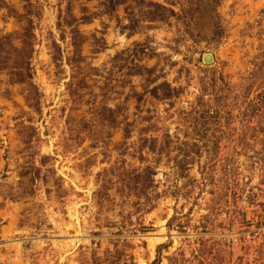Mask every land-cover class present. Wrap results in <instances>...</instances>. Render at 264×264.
<instances>
[{"label":"rangeland","instance_id":"374dc122","mask_svg":"<svg viewBox=\"0 0 264 264\" xmlns=\"http://www.w3.org/2000/svg\"><path fill=\"white\" fill-rule=\"evenodd\" d=\"M0 264H264V0H0Z\"/></svg>","mask_w":264,"mask_h":264},{"label":"bare ground","instance_id":"6f19581e","mask_svg":"<svg viewBox=\"0 0 264 264\" xmlns=\"http://www.w3.org/2000/svg\"><path fill=\"white\" fill-rule=\"evenodd\" d=\"M152 248V247H151Z\"/></svg>","mask_w":264,"mask_h":264}]
</instances>
